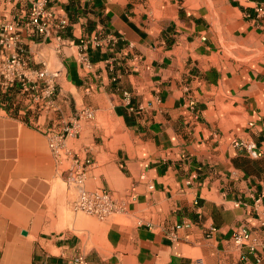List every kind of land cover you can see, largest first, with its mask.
Returning <instances> with one entry per match:
<instances>
[{
	"label": "crops",
	"instance_id": "0c3cea01",
	"mask_svg": "<svg viewBox=\"0 0 264 264\" xmlns=\"http://www.w3.org/2000/svg\"><path fill=\"white\" fill-rule=\"evenodd\" d=\"M58 5L70 40L101 45L88 47L89 69L75 46L41 50L60 70L55 109L37 110L17 84L0 92V264H264V15L256 13L264 0ZM40 41L22 36L32 51ZM82 109L93 119L80 120L79 136L63 146L78 160L56 163L44 133ZM84 159L83 188L109 190L123 210L71 227L68 169ZM244 228L250 239L236 245L232 235Z\"/></svg>",
	"mask_w": 264,
	"mask_h": 264
},
{
	"label": "built area",
	"instance_id": "2783aa9c",
	"mask_svg": "<svg viewBox=\"0 0 264 264\" xmlns=\"http://www.w3.org/2000/svg\"><path fill=\"white\" fill-rule=\"evenodd\" d=\"M59 0H0V92H6L12 86L17 84L19 93L25 97V100L37 105V110L55 109V96L60 78V70L48 66L47 56L42 54V49L52 46L54 52L59 53L64 45L77 47V61L83 69H89L91 63L88 59L87 50L90 45L98 47L101 40L97 37L82 38L77 44L70 40L68 31L71 27L70 19L65 10L58 5ZM90 2L91 0H77ZM22 4L26 7L24 13L18 16L13 15L12 10ZM258 15H264V6L256 8ZM9 17L7 18L6 16ZM38 35L42 41L33 43L34 50L25 48L22 42V36L32 37ZM117 42L116 38L106 41L107 45ZM34 64L40 65L34 68ZM193 102H189L188 107L192 109ZM92 120L93 113L82 109L76 120L64 125L60 131L45 132V138L49 152L55 159L60 161L64 155L78 160L76 154L71 151H64V141L67 137H77L80 134V120ZM236 146L246 149L250 156L257 158L259 153L255 150L253 144L238 142ZM91 166L88 159H84L82 167L76 170L68 169L70 180L76 189V196L71 202V208L74 211L82 212L98 220H104L110 215L123 210V206L118 204L109 190L98 189L87 191L83 188L85 171ZM140 180H145V174L140 175ZM149 190L153 187L147 184ZM133 188L130 189V193ZM131 195H129L130 197ZM189 228L188 225H175L169 232L171 240L177 239V231ZM214 230H210V234ZM250 232L241 229L232 235L233 242L236 245H242L250 239ZM209 236V235H208ZM71 264H87L79 257ZM192 264H203L201 260H196Z\"/></svg>",
	"mask_w": 264,
	"mask_h": 264
},
{
	"label": "rangeland",
	"instance_id": "374dc122",
	"mask_svg": "<svg viewBox=\"0 0 264 264\" xmlns=\"http://www.w3.org/2000/svg\"><path fill=\"white\" fill-rule=\"evenodd\" d=\"M70 201L72 202V200L74 199V196L71 195L70 197ZM65 212H63V217H64V222L67 226H73V222L75 221V219H85V221L83 223H86V226H90L91 225V221H96L97 219L92 217V216H89L87 214H84L82 212H73L72 209H71V206L70 205H67L65 206V209H64Z\"/></svg>",
	"mask_w": 264,
	"mask_h": 264
}]
</instances>
